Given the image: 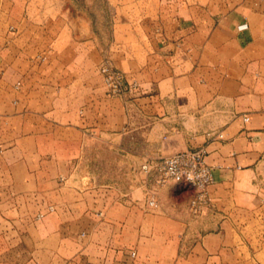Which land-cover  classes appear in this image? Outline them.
I'll list each match as a JSON object with an SVG mask.
<instances>
[{
	"label": "crops",
	"instance_id": "obj_1",
	"mask_svg": "<svg viewBox=\"0 0 264 264\" xmlns=\"http://www.w3.org/2000/svg\"><path fill=\"white\" fill-rule=\"evenodd\" d=\"M0 264H264V0H0Z\"/></svg>",
	"mask_w": 264,
	"mask_h": 264
},
{
	"label": "built area",
	"instance_id": "obj_2",
	"mask_svg": "<svg viewBox=\"0 0 264 264\" xmlns=\"http://www.w3.org/2000/svg\"><path fill=\"white\" fill-rule=\"evenodd\" d=\"M241 27H245V24ZM98 69L102 77V84L111 95L122 96L138 90L137 81L129 80L125 73L115 66L109 56L102 57ZM247 120V117L243 118V121ZM217 137L223 138V134L219 132ZM204 154V149L182 150L163 157L156 166L157 173L154 178L156 186L161 187L169 182H176L192 188L193 195L188 206L192 215H200L209 205L208 188L214 183L212 168L205 163ZM142 169L147 172L150 167L148 164H144ZM63 180L64 178L60 177V181ZM149 205L156 207L157 203L151 200ZM53 209V206H48L46 211H39L35 217L42 218L46 212ZM134 255L135 253L132 252L131 256Z\"/></svg>",
	"mask_w": 264,
	"mask_h": 264
},
{
	"label": "rangeland",
	"instance_id": "obj_3",
	"mask_svg": "<svg viewBox=\"0 0 264 264\" xmlns=\"http://www.w3.org/2000/svg\"><path fill=\"white\" fill-rule=\"evenodd\" d=\"M111 154L114 156V153L113 152H111ZM117 162V160H115V162L114 163H116Z\"/></svg>",
	"mask_w": 264,
	"mask_h": 264
}]
</instances>
